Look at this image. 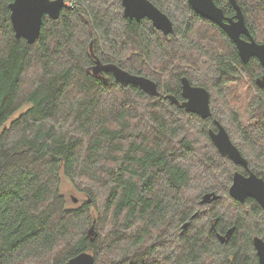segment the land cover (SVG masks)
<instances>
[{
  "label": "trees",
  "instance_id": "16d2710c",
  "mask_svg": "<svg viewBox=\"0 0 264 264\" xmlns=\"http://www.w3.org/2000/svg\"><path fill=\"white\" fill-rule=\"evenodd\" d=\"M11 1L0 0V264H63L82 251L94 264H258L264 209L229 187L235 171L264 180L260 61L243 62L187 0H150L172 20L168 36L147 18L124 17L121 0H67L58 18L43 16L33 43L15 36ZM214 1L235 14L229 0ZM236 1L264 42V0ZM95 57L150 77L160 94L93 74ZM184 76L209 91V117L165 96L182 100ZM214 120L247 168L217 150ZM61 172L88 198L78 207L66 206ZM209 192L218 197L202 202Z\"/></svg>",
  "mask_w": 264,
  "mask_h": 264
},
{
  "label": "water",
  "instance_id": "95a60500",
  "mask_svg": "<svg viewBox=\"0 0 264 264\" xmlns=\"http://www.w3.org/2000/svg\"><path fill=\"white\" fill-rule=\"evenodd\" d=\"M190 6L200 15L212 20L219 25L235 43L238 54L243 62L251 57H256L264 67V42H257L250 34L244 20L242 10L236 0H229L235 14L226 16L223 10L216 5L214 0H187ZM123 16L129 19L140 20L147 18L152 25L160 30L165 36L173 32V22L170 17L150 0H121ZM10 21L16 37L24 38L28 43L35 42L41 32L42 18L48 15L52 19L59 17L62 8L69 6L66 0H13L9 3ZM245 35L247 38H243ZM92 45V43H91ZM92 53V52H91ZM93 74L103 71L111 72L115 80L126 86L134 84L150 95H159L157 83L141 74L131 73L115 63H103L95 57L91 67ZM257 84L264 88V74L256 79ZM181 97L179 100L174 94L165 96L173 103L184 107L187 111L196 113L202 118L211 115L209 91L199 85L192 84L187 77H182ZM216 129L209 130V136L217 150L228 156L235 164L247 168V160L239 149L231 141L224 126L214 120ZM229 194L239 202H244L251 197L264 209V180L253 171L243 173L235 171L229 187ZM218 196L214 192L205 193L202 202L213 201ZM76 201V198H73ZM233 228L224 235L218 234L221 242H227ZM96 232L92 225L87 232L90 240L95 238ZM253 245L256 251L258 264H264V239L253 237ZM63 264H94V257L87 251H82Z\"/></svg>",
  "mask_w": 264,
  "mask_h": 264
},
{
  "label": "rangeland",
  "instance_id": "374dc122",
  "mask_svg": "<svg viewBox=\"0 0 264 264\" xmlns=\"http://www.w3.org/2000/svg\"><path fill=\"white\" fill-rule=\"evenodd\" d=\"M67 1V0H66ZM70 3V2H69ZM29 104H24L19 110H17L9 119L7 122V125L9 124L10 120L16 118L20 113L24 112L26 109H28ZM238 113L240 114V118L242 123L247 122V106L245 104L239 105L237 108ZM60 192L64 196L66 201V206L69 208L78 207L81 205L84 201H86L88 198L83 192H79L76 190V188L71 184V182L63 176V173H60ZM73 198H76V201H74Z\"/></svg>",
  "mask_w": 264,
  "mask_h": 264
},
{
  "label": "flooded vegetation",
  "instance_id": "af4514ba",
  "mask_svg": "<svg viewBox=\"0 0 264 264\" xmlns=\"http://www.w3.org/2000/svg\"><path fill=\"white\" fill-rule=\"evenodd\" d=\"M214 23H215V22H214ZM218 26H219V25H218ZM219 27H220V26H219ZM220 28H221V27H220ZM221 29H222V28H221ZM222 30H223V29H222ZM248 30H249V29H248ZM223 31H224V30H223ZM249 32H250V31H249ZM250 34H251V32H250ZM251 36H252V34H251ZM228 37H229V36H228ZM242 37H243V38H247L245 35H242ZM252 37H253V36H252ZM234 44H235V43H234ZM235 46H236V45H235ZM237 52H238V51H237ZM238 55H239V54H238ZM263 74H264V73H263ZM263 74H262V75H263Z\"/></svg>",
  "mask_w": 264,
  "mask_h": 264
},
{
  "label": "built area",
  "instance_id": "2783aa9c",
  "mask_svg": "<svg viewBox=\"0 0 264 264\" xmlns=\"http://www.w3.org/2000/svg\"><path fill=\"white\" fill-rule=\"evenodd\" d=\"M69 3V1H67Z\"/></svg>",
  "mask_w": 264,
  "mask_h": 264
}]
</instances>
